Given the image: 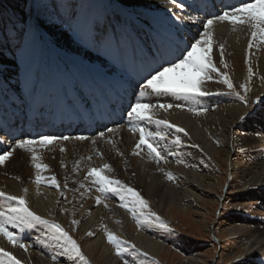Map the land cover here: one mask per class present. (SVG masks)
<instances>
[{
    "label": "bare ground",
    "instance_id": "1",
    "mask_svg": "<svg viewBox=\"0 0 264 264\" xmlns=\"http://www.w3.org/2000/svg\"><path fill=\"white\" fill-rule=\"evenodd\" d=\"M113 1L117 3V6L93 18H99L101 28L105 30L108 35H115L119 38V60L111 62L110 57L98 53L93 48H91V51L86 45L81 47L83 44L68 46L67 39H65L60 32L61 30H67V27H58V29L53 28L51 30L54 31L53 33L51 31L48 32L51 34L55 33L54 36L59 38V41L62 40L60 44L64 47V52L72 57V62L70 64L71 66H75V71L72 74H63L67 77L64 76L60 81H58L60 77L59 70L57 74H55L51 72L54 71V69H51V71L50 69H46V74L42 77V73L38 74L37 72L36 76L43 84L39 93H36L35 96L38 95V98L39 96H43L44 100H37L38 103L42 104L41 106H35H38V108H46L47 106L56 107L58 103L60 105H68L73 101L75 102L74 105L77 116H79L81 112L82 116L84 114V116H87L90 107L96 106V104H91V102L95 101L96 94V100L99 98V93L104 96L105 101L110 99V89L104 90V88L109 84L121 81H124L126 85L125 80L128 77L125 76V74L133 72L136 66L139 67V69L135 73V81L138 80V73L143 71L145 65L151 62L152 58L157 55L158 49H160L153 41L158 39L163 40V42H166V44L171 47L174 54L179 57L180 52L176 46L179 45L181 48L185 47L194 41L192 38H198L199 33L203 31L202 24L208 18H211L209 16L213 13H219L225 4L236 5L241 2V0H182L186 7L181 10L171 4L169 0ZM188 5H192V7H188ZM203 5H207V9H204L202 7ZM67 7L63 6V9L59 11L60 13L57 18L59 25L62 19H68L72 14L71 9ZM173 13L184 17L193 16L195 19L176 21ZM0 28L4 31H8L15 40L14 45L11 43L8 47L0 46V131H2V134H5L4 137H0V143L2 145V147H0V155L4 152L12 153L3 164H0V190L12 195H25L32 211L45 219L59 223L64 229H74L75 234L79 237L78 241L83 252L90 257L92 264H120L118 259L111 254L112 244L107 240L106 230L114 233L121 239H131L130 241L132 242L126 244L134 255L133 257L130 256L127 258L130 263L135 264L138 262L136 257V248L138 247L160 258L161 252L168 250L167 243H170L172 240H169L166 234L161 232L162 230H152V228H155V225L152 223L138 225L131 213L126 210V208L121 207V204L112 201L109 203L107 202L108 204H97L96 200L92 199L93 196L92 198L90 197V191H86V188L93 183V177L89 176V170L91 168H102L103 165L108 164L110 165V169L105 170L104 174L110 178L121 180L122 183H127L133 187L139 185L144 189L146 198L149 203H151L154 211L160 210L161 207L157 205V199H159V202L164 199V201L169 204L167 207H164L167 208L166 210L172 209L171 206L177 204L178 209L186 213L188 207L183 202H188L187 205L193 208L194 202H199L205 197H215L212 194L216 192V187H219L222 181L221 187L224 182L222 178H218L215 181L214 177L209 176L208 170L202 169L201 172H199V169L204 166L211 168L213 164L215 165V163L209 161V158H214L215 154H219L215 149V141L212 142L208 140L210 138L207 139L205 136L207 133L206 131L211 132L217 139H222L225 133L228 135L232 134L231 136L234 138L232 149L235 152L232 154L233 150L231 151L230 149L226 151L227 160L232 157L231 163H233L232 170L230 169L231 181L229 185L232 186V191L228 193L229 196H231L229 200L236 202V204H233L235 209L238 207L242 208L246 205L249 206L245 209V216H240V214L237 213L225 215L226 217L220 221V225H234L227 231L230 236L227 241L222 239V237H218L217 241L223 249L224 255L229 254L232 256L231 264H264V42H260L259 46H256V42H254V46L249 49L248 41L251 39V30L247 26H233L229 22H217L214 24L213 49L211 55L213 62L220 71L219 73H211L213 79L205 80L203 88L211 95L218 90L221 91L223 87L225 88L226 86L225 83H223V77L220 73H228L233 69L234 76L238 80H242L245 74L249 75L248 69L249 66H251L252 73L254 76L256 75V77L254 80L253 92L251 94L252 97L250 102L248 101L250 105L247 103L246 106H243L241 100H236V103H232L233 101L231 100L232 102H229V104L217 105L218 107H215L214 112L208 113L207 111L208 114H202V124L204 125L202 128L193 120L197 119V117L188 118L186 114H176L174 111L167 112L168 110L163 112L160 110L156 111V119L162 118L167 121L170 120L172 124L185 129V132H180L181 134H179L176 129H166L163 125L157 126L155 124L148 125L147 122L143 123V126L148 127L152 131L155 129V131L163 130L168 132L166 139L161 140V142L159 141L160 148L162 146L161 149H163V151H166L167 147L169 148V150L165 152L167 158L165 161L161 160V165L149 155L146 147L143 148L144 151L142 153L133 154V149L135 148L130 147V144H135V136L139 135V132L132 131V125L136 122L130 121L129 118H126L124 121L127 123L123 125L126 129L122 128L124 131H120L119 133H117V131L111 132L112 135L115 133L110 137L111 141H109L111 143L107 145L105 142L104 144L99 143L97 148L94 147L95 153L85 148L87 146L86 144H88L87 142H78L69 139L60 141L65 144L66 154L58 152L57 148L47 151L40 150L41 148H35L36 154L39 157V162L48 166L40 173L41 176L44 177V180H42L39 185L34 182L37 170L33 165L32 153L27 149L16 147L17 140L29 139L31 134L27 133L25 135L26 138L19 137L17 135L19 134V130L17 131V122L19 119L9 115L13 111V107L20 106L23 109H30L34 106L32 101L27 98V93L31 92V88L27 86L26 83L20 81L21 77L18 72L19 65L17 62H14L16 59L14 58L16 57L14 49L23 40L24 29L13 27L9 21L7 24H1ZM134 36H137L140 40L133 41ZM0 37H2V35H0ZM171 40L177 43H172ZM220 45H223V58H221L220 55ZM169 46H165L163 50L170 49ZM225 65H227V67H225ZM63 69H65V67H63ZM81 71H83V73L79 74ZM104 71L105 75L109 76L108 79L103 78L102 73ZM47 72L49 73V77ZM121 74H123V76ZM231 76L229 75V77ZM232 78L233 77H231V79ZM78 80L82 83L81 87L85 89L88 95L86 94L84 97L77 95L75 89H77L76 82ZM123 87V89L127 88L125 86ZM37 88L38 86L35 84L32 88L33 95L35 91H37ZM72 88L73 90L71 93L64 92L57 97L52 96L59 93L58 91L60 90L70 91ZM120 91L122 90H119V92ZM134 91L138 92L139 89H128V93L124 95L126 97L116 101L114 108L118 107V109H121V112L127 115L129 104L134 99ZM89 95L90 97H88ZM131 96H133V98ZM8 100L11 105L6 103L7 114L5 115H9L12 119L8 117L3 118L2 106L4 105V101ZM217 101L210 104L214 105ZM252 101L256 103L254 108L251 107ZM212 110L213 109H211V111ZM38 113H42V116L47 119L44 111ZM198 116L200 117L201 115L199 114ZM242 116L244 117L243 119H241ZM45 119L41 121L40 126H36L37 131L51 132V128L49 127L48 129V120ZM128 124L130 126H127ZM106 126L107 123L100 124L102 128ZM91 127H93V125ZM116 127L112 128L116 129ZM81 131L82 133L79 135L87 134L88 136L83 135V137L89 140V131L85 129L82 124L78 125L73 133L75 132V134H78L76 132ZM69 133H71V130ZM187 133L189 137H186ZM177 135H181L184 138H182V142L184 143L190 141L192 146L189 147L191 143L187 144L185 149H182L183 145L181 143L174 145V147L171 146L173 145V138ZM93 140L90 141L93 142ZM193 143L197 144V146L195 145L196 147H193ZM174 149L178 150V153L175 152L169 155ZM137 152H141L140 149ZM239 152L241 153L239 154ZM171 156H173L175 160H186L189 161V164L190 162L195 163L199 168L197 169L195 167L192 171H188L186 168L182 169L175 167V164H172L175 160L171 162ZM180 160L178 161L179 164L182 162H180ZM167 165L173 168V179L169 182L161 176L157 169ZM54 175L56 176L55 178L59 188L55 185H51L49 182ZM212 180L215 182H212ZM239 183L244 185L233 186ZM24 189H27L26 194L23 191ZM61 192L63 195H61ZM226 196L227 195L224 196L225 201L228 199ZM117 197L119 198V196ZM220 199V196L219 199H214L216 204ZM0 205V208L2 206L5 207L3 198H0ZM167 218L170 219V221L174 219L170 216ZM73 220L79 223L73 224ZM206 223H204L205 227L210 228V224ZM37 226L44 232L43 229L45 228L43 225ZM32 230L33 228L25 229L22 233L20 232L21 235H19L21 239L25 234L27 236L31 235L30 233ZM38 231L37 233H39ZM41 236L40 233L37 234V238ZM47 236L49 237V235ZM27 240L32 241L31 239ZM43 241L46 240L43 239ZM49 242L51 241L46 243ZM199 243L200 242L195 240H187L182 243L181 249L183 253L187 255L189 264H206L204 254L200 252L202 246ZM131 244H134L136 248L132 249L130 247ZM239 244H244L245 246V250L241 254L236 253ZM48 246L49 245L45 248H48ZM0 248H3L7 252H11L22 264H50L48 261L39 258L40 252H37L39 254V256H37L32 254L29 247L27 251H25L17 246H13L3 235H0ZM54 250L58 251L57 254L61 251L57 243L54 245ZM43 258H45V256ZM58 261H62L61 258ZM3 262L9 263L7 258H3Z\"/></svg>",
    "mask_w": 264,
    "mask_h": 264
},
{
    "label": "rangeland",
    "instance_id": "2",
    "mask_svg": "<svg viewBox=\"0 0 264 264\" xmlns=\"http://www.w3.org/2000/svg\"><path fill=\"white\" fill-rule=\"evenodd\" d=\"M63 6L64 7L69 6L67 8H70L72 13L73 12L79 13L84 18H90V17L93 18V17L98 16V14L102 15L103 13L108 11L110 8L117 6V3L114 2L113 0H0V25L1 24H7L8 21L10 20L9 22H11L13 27L24 29L23 40L14 49V50H17L19 47H21L15 53L16 57H14V58H16L14 60V62L15 63L17 62L19 65L18 72H19V76L21 77L20 81L24 80L26 78L27 74L30 75V78L28 77L24 83H26L27 86L31 84L30 86L32 88H33V85L36 84L38 86V88H37L38 91L41 89L43 82L39 81V79L38 80L36 79L35 72H37V70H40L44 65L45 66L42 68L43 72H42L41 77L46 74V72H45L46 69H50V71H51V69L52 70L54 69V71H51V72H53L55 74H57V72L59 70V72H60L59 76L60 77L58 78V81H60L61 78H63L64 76L67 77L66 75H63V74H72L75 71V66H71V64H70L72 62V57H70L66 52H64L65 49L60 44L61 43L60 41H62V40L59 41V38L54 36L55 33L51 34L50 32H48V31H51L53 29V28H51V26L53 24L58 25V27H67L66 25H64V26L61 24L59 25V23L57 21V18H58L59 13H60L59 11H61L63 9ZM97 10H99L101 12H99ZM37 15H39V18L45 22L44 26H39V27L35 26V17ZM209 17H211V16H209ZM17 24H21V25L18 26ZM51 32L53 33L54 31H51ZM60 32L65 33V35H62V34L61 35L63 37H65V39H67V42H68L67 45L68 46H78V44L82 45V43H80L79 41L72 38V35L70 32H68V30H61ZM0 35H2V37H0V42H1L0 46L8 47L9 44H11V43H13V45H14L15 40L13 39V37L11 36V34L8 31L6 32L0 28ZM134 38H135V40H134ZM17 39H18V37H17ZM138 39L140 40V38H138L137 36L133 37V41H139ZM192 39L194 40L195 38H192ZM153 42L158 47H160L161 50H163L165 46H167V47L169 46L168 44H166V42H163V40L158 39V40H155ZM171 42L172 43L174 42L175 44L177 43L174 40ZM83 46H84V44L81 47H83ZM88 48L92 51L91 47H88ZM169 48H171V47L169 46ZM101 57H103V56H101ZM110 61L112 62L114 60L111 59ZM63 67H65V69H63ZM81 73H83V71H81L79 74H81ZM98 75H100V74H98ZM227 75H228V77H229V75L230 76L232 75L231 77H233V78L231 79V77H229V79L231 80L232 84L235 83V84H233V88H234L235 92H240V95H243V96L246 95L245 98L247 100V103L249 104L251 97H252L251 94L253 92L252 90L254 88V82H255L254 80H255L256 75L254 76V74L252 73V75H251L252 79L251 78L248 79L249 75L245 74V77H243L242 80H238L234 76V70L233 69L230 70L227 73ZM31 76H32V81H31ZM48 77H49V73H48ZM234 78H236V79H234ZM250 80H251V82H250ZM241 85H246L247 89H249V90L247 92L243 91L245 89H244V87H241ZM225 86L226 87L225 88L223 87V90H221V91L218 90V91L212 93V95L211 94L205 95V97L204 96H202V97L197 96V98L196 97L190 98V97H186L184 95L181 96V95L168 94V96L166 95V96H161V97H156V98L152 97L150 102L151 103H163V104H171L172 103L173 107L170 109H167L168 111L163 110V109H159V110L161 112H163V111H167V112L174 111V113H176V114L177 113L178 114L183 113V114H186L188 116V118L197 117V119H193V120H195L197 125H199V127L202 128V126H204L202 124V121H203V119H202L203 115L202 114H208V113L214 112L215 107H218L217 105L221 106L224 104H229V102L231 103L232 101H233L232 103H236V100H240L239 96L235 95V92L232 91L233 89H230L229 87H227V84H225ZM250 89H251V91H250ZM72 90H73V88L70 91L60 90V91H58L59 93H56L52 96L57 97L59 95H62L64 92L71 93ZM75 90L77 91V95H79L81 97H84L86 94L88 95V93L85 91V89L83 87H77V89H75ZM119 90H121V88L115 89L116 96L117 97H123L124 91L122 90L119 92ZM222 93H223V96L225 95L224 98L222 96ZM248 94H249V96H248ZM231 95H233V96H231ZM117 97H113V98H117ZM232 97H233V99H232ZM219 99L221 102L219 101ZM39 100L40 101L44 100V97L41 96L39 98ZM113 101H114V99L107 100V101L102 100L100 102V104H98V105H100V107L98 109H95L93 112H88V114H92L95 116H101V115H105L106 113H109L111 106H113V104H114ZM203 101H205V102H203ZM214 101L215 102L217 101V103L214 105L210 104ZM242 102H243V106L247 105V103H245L244 101H242ZM97 103H99V102H95L94 104L97 105ZM218 103H220V104H218ZM74 104H75V102H73V101H71V103L68 105H60L58 103L56 106V109L62 111V109H64V108H69L72 111V113H70V114L73 115V114H76V112L73 113L74 109H75ZM175 104L176 105L177 104L182 105V107H176ZM194 104L195 105L198 104V105L195 106ZM240 105H242V104H240ZM255 106H256V103L254 101H252L251 107L254 108ZM189 107L190 108L194 107L196 109H206V111L205 112L204 111L192 112L189 110L190 109ZM210 108L213 110L211 111ZM159 110H157V111H159ZM207 111H208V113H207ZM188 113H190V114H188ZM197 114L198 115L200 114L201 116L199 117ZM68 116H69V114H68ZM91 117H93V116H91ZM157 119L165 120L162 118H157ZM168 121L170 123H172L170 120H168ZM122 123L123 122L120 121L118 124H116L114 126V127L117 126L116 129L112 128V127L106 128L105 130L104 129H102V130L97 129L96 132L92 133V136L88 137L89 140L88 139L86 140V138L82 139V140L77 139V137H81V136L83 137L84 134L83 135H79V134L78 135H73V134L69 135V138H70L69 140H74V141L76 140L78 142H83V141L87 142L88 144H86L87 146L85 148H88V149H90L89 150L90 152L95 153L94 147L97 148V146H99V143L104 144V142H105L106 145L108 143H111L110 137L115 134V133H113V135H112L111 132L117 131V133H119L120 131L121 132L124 131L123 129H126L125 127H123V125L122 126L119 125ZM148 125H150V124H148ZM127 126H130V125L128 124ZM110 128L112 131H108V129H110ZM239 128H241V127H239ZM239 128H237V129H239ZM154 131H155V129H154ZM206 132H205L206 133L205 136L207 137V139L210 138L208 140H210L212 142L215 141L214 142L215 149L219 152V154H215L214 158L213 157L209 158V161H212L213 163H215V165L213 164V166H211V168L208 166L207 167L204 166L203 168L199 169L200 170L199 172H201L202 169L208 170L209 173L208 172L207 173L209 174V176L214 177L215 181L218 178L224 179L223 185L220 187L221 182H222L221 181L219 187L218 186L216 187L217 193L214 192L212 194L215 197H212V198L211 197H205V198H202V200L199 202H194L193 205L195 208L188 206L187 205L188 202H183L188 207V209L186 210V213L179 210L177 204L174 206H171L172 209L166 210L167 208H164V207H167V205H169V204H167L166 201H164V199L162 200L163 202L162 201L159 202V199H157V201H158L157 205L161 206L160 210L158 209V211H159L158 212V211H154V208L151 206V203H149V201L147 200L146 195H145L146 193H145L144 189H142L139 185L133 187V186L128 185L127 183H123V184L128 185L131 188L136 189V191H138L140 193V195L148 202V206H149V209L151 210V212L156 213L157 216H159L168 226L167 229H165V228L159 227L158 223H152L155 225L154 226L155 228H152V230H154V231L155 230H157V231L162 230L161 232L166 234V237L169 240H172L170 243H167L168 250L161 252L160 258L155 257L152 253H149L146 250L144 251V249L141 247L136 248L137 249L136 250V252H137L136 257L138 259V262H136L135 264H189L187 261V255L185 253H183V251L181 249L182 243L187 241V240L188 241L189 240H195L197 242H200L199 244H201V246H202V248L200 249V252L204 254V259L206 261V264H231V262H232L231 257L232 256L229 254L224 255L223 249L220 247V244L218 243L217 239H218V237H220V238L222 237V239H225L227 241L230 238L227 231H229V229L234 224L226 225V226L224 224L223 226H221L220 221L222 219H224V217H226L225 215L231 214V213H237V214H240V216L241 215L245 216V211H246L245 209H247V207L249 205H246L242 208L238 207L235 209L233 207V204H236V202L229 200V197H231V196H229L228 193H229V191L230 192L232 191V186H230L229 183L231 181L230 173L232 170V164L233 163H231L232 157L227 160V158H226L227 152L226 151L228 149H230L231 151L233 150L232 149V143H233L234 138L231 136L232 134L228 135L227 133H225L224 136H222V139H217L212 135L211 132H208V131H206ZM100 133H104V135L101 136ZM177 133L181 134L180 132H177ZM70 136H72V137H70ZM93 137H95V138H93ZM101 137H103V138H101ZM179 137H181L180 138L181 144L183 145L182 149H185L187 147V144H190L191 142L186 141L185 142L186 144H185L184 142H182L184 138L181 135H179ZM186 137H189L188 133L186 134ZM223 137H224V139H223ZM173 139H175V138H173ZM90 140H93L95 142H92ZM138 140H139V135L135 136V144H136V142H138ZM60 141H64V140L63 139L55 140V142L53 141L51 144H49L47 146L37 145L38 147L36 146V149L41 148L40 150L47 151L49 149L57 148L58 152H60L62 154H66L67 151L64 147L65 144L60 142ZM112 142H113V139H112ZM160 142H161V140H160ZM193 142H194V140H193ZM135 144H130V147L135 148V149H133L134 152L132 151L133 154L136 155L135 153H139V154L142 153L144 151L143 148H145V147L140 149L141 152H137L139 149L136 148ZM174 145H177V144H173L171 146L174 147ZM193 145H194L193 147L197 146V144H194V143H193ZM228 145H229V147H228ZM190 146H192V143L189 145V147ZM161 148H162V146H161ZM168 150H169V148L167 147L166 151H163L162 154L166 155L165 152H167ZM175 150L176 149H174L173 152H171L169 155L174 154L175 152L178 153V150H176V151ZM234 152L235 151L233 150L232 154ZM240 153L241 152H239V154ZM171 157H172V160H171V162H172L175 159H173V156H171ZM215 159H217V160H215ZM179 160H175V162L173 161L172 164H175L174 166L178 167V168H182V169L186 168L188 171H192V169L195 167L197 169L199 168L198 165L196 166L195 163L190 162V164H189V161H186V160H184V161L180 160V162L181 161L182 162L179 164V162H178ZM158 163L161 165L162 161H159ZM167 166H162L161 168L159 167L157 169H158V172L161 174V176L166 181L169 182V181H172V179H168L167 174L168 173L172 174L173 168L170 165H167ZM215 181L212 180V182H215ZM236 185L237 186L238 185L243 186L244 184L239 183V184H234L233 186H236ZM96 187H98V186L91 183V185L86 188L87 192L90 191L89 192L90 197L92 198V196H93L92 199L96 200L97 196H99L101 199L100 203H107V202L109 203L111 201L114 203H117V204L122 203L120 198L117 197L118 195L111 193V192L106 193V194H100V192H98L96 190L97 189ZM225 195H227L226 196V198H228L227 201H225V197H224ZM101 196H103V197H101ZM219 196L221 197L222 200L220 199V201H218V203L216 204L214 199L215 198L219 199ZM167 201H169V200H167ZM2 207L0 209H2ZM233 209H235V210H233ZM145 211H148V209H145ZM168 216H170L174 219H172V221H170V219L167 218ZM203 220L206 221L207 223L204 222ZM204 223L210 224V228H206ZM36 226L33 228L34 231L32 230L33 234H32V232L30 233L32 235V237H31V235L27 236L25 234L24 237H22V239L20 240V242L24 243L25 241H27V242H25L26 244L25 243L24 244L25 245L28 244L29 249L32 252V254L37 255V256H39V254H40L39 258L41 260L48 261L50 264H65V263L66 264H73V261L69 260L67 257H64V256L62 257L61 255L59 256V254H57L58 251L54 250V245L57 242L47 236L48 230L44 227L45 228V229H43L44 232H42L40 230V228L38 226L37 227ZM9 229L13 230L11 225L9 226ZM38 230H40V231H38ZM64 230L67 231L69 233V235L72 236V238L74 240H76V242L78 243V245L81 248V245L78 241L79 237L75 234L74 229L70 230V228H69V229H64ZM68 230H70V231H68ZM15 231L20 235L22 233V232L20 233V230L18 228ZM37 231L40 233V236L42 235L43 239H45L46 241H43L42 236L37 238V234H39V233H37ZM27 239H31L32 241H29ZM121 240L127 241L128 243L132 242V241H130L131 239H129V238H127L126 240H124V239H121ZM48 241H51V242L46 243ZM43 242H44V244H43ZM47 245H49L48 248H45V247H47ZM51 245H53V246H51ZM17 247L21 248L18 245H17ZM125 247H128V246L125 245ZM237 247H238L236 249L237 254H241L244 252V250H245L244 244H239V246H237ZM21 249H23V248H21ZM81 251L83 252L82 248H81ZM37 252L38 253L40 252V253L38 254ZM145 253H147V255H144ZM42 254L45 256V258H43L44 256ZM83 254L87 257L89 264H92L90 257H88V255H86L84 252H83ZM111 254L115 258L118 259L120 264H125V262H127V264H132L127 259L130 256L131 257L134 256L131 253L130 249L128 251L124 252L122 255H117L115 246L112 244ZM54 255L56 256L55 260L53 259ZM60 258L62 261H58ZM229 259H230V261H229ZM3 264H9V263L3 262Z\"/></svg>",
    "mask_w": 264,
    "mask_h": 264
},
{
    "label": "snow or ice",
    "instance_id": "3",
    "mask_svg": "<svg viewBox=\"0 0 264 264\" xmlns=\"http://www.w3.org/2000/svg\"><path fill=\"white\" fill-rule=\"evenodd\" d=\"M169 2L179 9L183 10L186 5L182 0H169ZM192 7V5H188ZM207 9V5L202 6ZM176 21L184 19H195L193 16H180L173 13ZM217 22H229L233 26L245 25L251 30V39L248 41V48L251 49L256 42L259 46L260 42H264V0H241L236 5L225 4L219 13H213L211 18H208L202 24L203 31L199 33V37L185 47L176 48L180 52L177 57L172 49L160 50L154 56L151 62L147 63L142 72L138 73L139 79L134 82V87H138L139 91L133 92L134 99L129 104L127 116L130 121H134L132 131L139 132V141L136 144L137 149L146 147L150 156L157 162L166 160V155L162 154L163 149L160 148L159 141L165 140L168 136L167 131L157 130L152 131L148 127L143 126L144 122L163 125L166 129H176L177 132H185V129L167 120L156 119V111L159 109L167 110L173 107L172 104L151 103L152 97H161L168 94L184 95L186 97L195 98L197 96H205L210 93L203 88L205 80H212L211 73H219L212 59L213 49V26ZM62 25L67 26L68 32L72 38L80 43L93 48L98 53L108 56L113 60H119L120 47L119 38L115 35H108L100 26L99 18H84L79 13L73 12L68 19L61 20ZM45 22L35 17V26H44ZM51 28L58 29V25L53 24ZM178 28V26H177ZM51 30V29H50ZM65 35V33H61ZM220 55L223 58V45H220ZM227 67V65H225ZM249 79L252 75L251 66L248 69ZM223 77V83L227 84L230 89H233V84L228 78L227 73H220ZM245 92L248 91L246 85ZM241 101L247 103L245 96L235 92ZM176 107H182L177 104ZM190 111H206V109L190 108ZM244 117L242 116L241 119ZM108 131H112L108 129ZM101 136L104 133H100ZM63 139L68 140L69 137H54L41 135L37 139H21L16 141V147L27 149L32 153L33 165L36 168L35 183L39 185L44 177L41 176V171L48 166L39 162V157L36 154L35 148L39 146H47L53 141ZM77 139H85V137H77ZM95 142V141H93ZM173 144H180L181 139L177 135L172 141ZM63 150V149H62ZM11 152H4L0 155V164H3L6 159L11 156ZM139 154V153H135ZM110 165L105 164L102 168H91L89 176L93 177V184L97 185V190L101 194L114 193L121 200V207L126 208L138 225L158 223L159 227L167 229V224L156 213L151 212L148 202L140 195L136 189L123 184L121 181L110 178L105 175V170H109ZM168 179H173L171 173H168ZM50 184L59 188L55 176L51 177ZM66 186V185H65ZM27 193V189L23 190ZM61 195L63 193L61 192ZM0 198H3L4 205L0 209V235H3L13 246H19L25 251L28 245L20 243L21 237L14 229H19L24 232L25 229L34 228L36 225H43L48 230V235L51 239L57 242V246L61 249L59 255L67 257L73 261V264H89L87 257L81 251L80 246L69 235L67 231L59 224L52 222L32 211L28 205L25 195H12L0 190ZM97 204L101 202L99 196L96 198ZM148 209V211H145ZM73 224H78V221L73 220ZM9 225L13 230L9 229ZM107 240L113 244L117 255H122L128 251L125 247L127 241L121 240L112 232L106 230ZM130 247L135 249L136 246L131 244ZM144 255H147L145 253ZM3 258H7L9 264H22L11 252L0 248V264H3ZM56 259V256H53ZM127 264V262H125Z\"/></svg>",
    "mask_w": 264,
    "mask_h": 264
}]
</instances>
